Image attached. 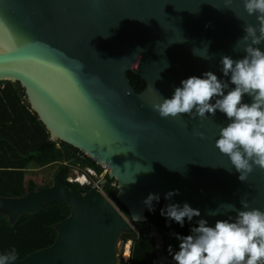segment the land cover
<instances>
[{"label": "water", "instance_id": "1", "mask_svg": "<svg viewBox=\"0 0 264 264\" xmlns=\"http://www.w3.org/2000/svg\"><path fill=\"white\" fill-rule=\"evenodd\" d=\"M245 22L257 23L239 0H0V81L20 85L50 140L106 168L128 214L97 186L80 193L58 179L21 197H0L12 218L53 201L70 209L55 227L54 245L15 264H115L116 237L146 221L142 201L149 192H158L163 206L164 193L179 189L172 201H187L202 215L220 202L239 207L240 199L264 209V169L254 168L242 182L225 170L231 164L215 147L223 114L200 120L152 109L181 79L209 69L219 75L220 55H242L233 45ZM203 43L207 60L192 52ZM127 72L144 81L140 92ZM149 233L159 248L158 234Z\"/></svg>", "mask_w": 264, "mask_h": 264}, {"label": "clouds", "instance_id": "2", "mask_svg": "<svg viewBox=\"0 0 264 264\" xmlns=\"http://www.w3.org/2000/svg\"><path fill=\"white\" fill-rule=\"evenodd\" d=\"M232 3L233 0H226V5ZM239 4L243 12L254 16L257 22H245L244 34L233 45V51L243 54L239 57L220 55L219 75L209 69L181 79L170 97L160 94L159 102L154 103L152 109L161 117L186 114L189 119L200 120L215 116L217 112L223 114L227 122L217 126L215 147L231 164V168L225 170L235 171L238 180L244 182L254 168L264 169V0H239ZM233 14L237 19H244ZM184 41L183 37L179 42ZM209 43L193 47V54L203 60L209 59ZM196 134L204 135L203 132ZM171 170L176 168L171 167ZM97 174H101L102 182L107 171ZM85 177L90 181L94 176L86 172ZM70 182L82 184L78 180ZM82 187L90 189L92 186ZM175 195H179V189L166 191L164 199L169 203L159 210L167 224L176 223L181 228L186 223L189 225L187 234L170 233L178 241L175 250L171 244L167 246L174 264H264V209L240 199L239 207L235 203L220 202L216 208H206L202 215L199 208L187 201H172ZM160 199L158 192H149L142 203L153 212ZM220 216L224 218L215 219L213 223L206 218ZM16 261L15 247L0 252V264H15Z\"/></svg>", "mask_w": 264, "mask_h": 264}, {"label": "trees", "instance_id": "3", "mask_svg": "<svg viewBox=\"0 0 264 264\" xmlns=\"http://www.w3.org/2000/svg\"><path fill=\"white\" fill-rule=\"evenodd\" d=\"M131 86L140 92L144 81L137 75L127 72ZM52 163L59 164L53 174L65 187L78 190L81 193L89 190L67 180L72 165L79 164L80 169L88 166L101 173V167L86 157L81 151L63 142L49 139L43 124L31 111L26 102L23 89L17 82L0 81V197H21L27 192L38 190L32 180L25 181L27 168L44 167ZM105 184L102 189L105 195L128 218L126 209L116 200V184L113 179L103 175ZM161 201L156 204V210L146 209V221L135 223L137 232L124 231L119 238L122 242L132 241L131 254L128 263L119 256L118 264H154L157 258L155 239L149 233V225L168 231V241L165 240V250L178 241L170 235L189 229L186 223L183 228L176 223H170L166 228L164 217L160 215ZM70 216L69 207L59 201L46 203L41 208L26 212L12 218L0 211V252L15 247L17 261L41 249L54 245L58 233L56 225Z\"/></svg>", "mask_w": 264, "mask_h": 264}, {"label": "rangeland", "instance_id": "4", "mask_svg": "<svg viewBox=\"0 0 264 264\" xmlns=\"http://www.w3.org/2000/svg\"><path fill=\"white\" fill-rule=\"evenodd\" d=\"M59 164H55L52 163L50 165L44 166V167H34L31 166L29 168H27L26 172H25V181L28 180H32L34 182V184H36L38 187H42V186H47V185H52V182L54 181V177L53 174L56 171V169L58 168ZM77 166L78 165H72L71 171H70V176L74 177L77 175V173H79L77 170ZM102 173V171H101ZM99 177H101V174H97L96 176L92 177L90 179V181H94L96 179H98ZM87 188V187H86ZM102 198H104V200L110 202L112 205H114V203L102 192H98ZM115 206V205H114ZM115 208H117V210L126 218L127 216H125L117 206H115ZM0 211H2V213L8 215V213L6 212V210L2 207H0ZM131 229L134 232H137V229L135 228V226L133 224H131ZM124 231H120L116 237V245H115V256H114V263L118 264V258L119 256L121 257V255H123L124 257L127 256L128 252L126 249H124V244H122V241L120 240L119 236L120 234H122ZM127 252V254H126ZM122 258V257H121Z\"/></svg>", "mask_w": 264, "mask_h": 264}, {"label": "flooded vegetation", "instance_id": "5", "mask_svg": "<svg viewBox=\"0 0 264 264\" xmlns=\"http://www.w3.org/2000/svg\"><path fill=\"white\" fill-rule=\"evenodd\" d=\"M77 165H78L77 167H79V164H77ZM85 168H91V167L84 166L82 169H85ZM69 178L70 177H68L67 180ZM55 180L56 179H54V181ZM54 181L52 182V184L54 183ZM76 184L79 185V186H82V185H80L77 182H76ZM49 186H51V184L47 185V186H42V187H40V189H43V188H46V187H49ZM40 189H38V190H40ZM69 190H71V189H69ZM72 190H75V189H72ZM32 191H37V190H32ZM166 228L169 229V226L166 225ZM130 230H132V229H130ZM150 230H154L158 234L159 239L161 240L160 247L159 248L157 247V258H156L155 263L156 264H174V262L171 260V256L168 254V252H164V250H165V240H166V242L168 241V231L159 229L158 227H156L154 225H149V232H150ZM187 233H188V228H187V230H183L182 231V234H187ZM128 241L130 242L131 240L129 239ZM177 246H178V243H176V246L173 247V249L175 250L177 248Z\"/></svg>", "mask_w": 264, "mask_h": 264}, {"label": "built area", "instance_id": "6", "mask_svg": "<svg viewBox=\"0 0 264 264\" xmlns=\"http://www.w3.org/2000/svg\"><path fill=\"white\" fill-rule=\"evenodd\" d=\"M102 167V166H101ZM103 169V174L106 173V168L105 167H102ZM77 170H79L77 173L76 176H74L73 178H69L68 181H75V180H79L80 178L84 179V182L81 184V185H90V186H97V190L102 192V188L98 186V183L101 181V179H97L96 181H89L86 177H85V174L86 172H88L90 175H93V176H96L97 173L96 171L93 169V168H85V169H80L79 167H77ZM86 171V172H85ZM102 174V175H103ZM124 243V249L128 250V257L125 258L123 255H121L123 261L125 263H128L129 259H130V254H131V247H132V244L131 242H129L128 240L126 242H122V244Z\"/></svg>", "mask_w": 264, "mask_h": 264}, {"label": "bare ground", "instance_id": "7", "mask_svg": "<svg viewBox=\"0 0 264 264\" xmlns=\"http://www.w3.org/2000/svg\"><path fill=\"white\" fill-rule=\"evenodd\" d=\"M78 182L83 183V182H84V179L80 178V179L78 180ZM127 252H128V250H127ZM127 252H126V254H127ZM128 253H129V252H128ZM127 257H128V254H127V256H126L125 258H127Z\"/></svg>", "mask_w": 264, "mask_h": 264}]
</instances>
